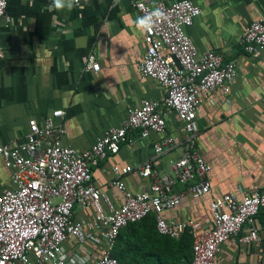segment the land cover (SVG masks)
I'll return each mask as SVG.
<instances>
[{"label":"crops","instance_id":"crops-1","mask_svg":"<svg viewBox=\"0 0 264 264\" xmlns=\"http://www.w3.org/2000/svg\"><path fill=\"white\" fill-rule=\"evenodd\" d=\"M172 3L179 0H161ZM202 10L187 28L199 51L212 50L237 63V76L228 94L222 90L203 99L197 114L200 133L197 146L211 167L212 193L202 198L185 197L164 217L168 223L193 219L212 225L213 198L232 194L239 198L264 190V53L250 55L239 45L245 26L264 16V0H193ZM51 0H9L10 22L0 19V143L22 144L29 121L43 125L55 110L66 115L57 123L66 133L60 142L84 151L113 127H119L127 111L141 100L163 102L166 90L155 79L144 78L139 63L146 52L144 33L133 0H79L71 11L48 10ZM95 55L98 72L86 70ZM166 114L164 134L141 137L135 131L116 155L93 170L94 184L116 207L123 203L119 191L109 186L114 166L136 167L154 158V143L166 136L180 141L183 123ZM181 148L161 156L158 170L168 171L181 156ZM132 192L150 189L151 181L137 171L125 177ZM12 187L11 171L0 159V193ZM186 186L177 185L180 192ZM93 208L75 209V219L92 220ZM261 241L242 244L226 241L215 264H264V213L256 221ZM245 227L242 235L248 234ZM241 235V236H242ZM64 248L69 258L78 252L71 238ZM105 250L100 235L85 246L84 264H96ZM79 264H83L79 262Z\"/></svg>","mask_w":264,"mask_h":264},{"label":"built area","instance_id":"built-area-1","mask_svg":"<svg viewBox=\"0 0 264 264\" xmlns=\"http://www.w3.org/2000/svg\"><path fill=\"white\" fill-rule=\"evenodd\" d=\"M141 3L144 8L138 7ZM8 6L9 0H0V19L7 23ZM157 6L165 18L153 31L143 32L146 52L139 71L142 77L155 79L164 87L163 102L141 100L127 111L119 127L108 129L88 150L80 151L60 142L66 133L64 126L57 123L66 115L63 110L53 111L43 125L30 120L24 143H0V159L11 171L12 184L0 193V264H84L85 246L97 242L98 235L105 250L96 264H120L113 251L121 230L149 215H154L161 235L178 239L187 230L190 232L194 257L189 264H215L222 245L233 238L242 244L261 241L256 221L264 212V190L242 199L232 194L213 198L210 227L195 219L168 223L164 217L185 197L199 199L212 193L211 167L197 146V114L205 97L217 90L230 92L237 63L226 61L212 50L199 51L187 34V28L202 14L193 0H133L139 17ZM239 45L250 55L264 53V16L245 26ZM2 58L4 50L0 46ZM86 70H100L95 55L88 58ZM162 107L183 123L185 136L180 141L171 136L156 141L154 158L136 167L112 168L109 186L123 197L122 205L116 207L94 184L93 170L109 155L118 154L131 133L137 131L143 138L164 134L166 114ZM176 148H181V156L168 171H159V158ZM133 171L151 181L149 190L128 189L124 179ZM177 185L186 188L176 192ZM77 206L83 210L93 208L92 220L75 219ZM245 227L249 228L248 234L242 235ZM71 238L78 242L79 250L69 258L64 244Z\"/></svg>","mask_w":264,"mask_h":264},{"label":"trees","instance_id":"trees-1","mask_svg":"<svg viewBox=\"0 0 264 264\" xmlns=\"http://www.w3.org/2000/svg\"><path fill=\"white\" fill-rule=\"evenodd\" d=\"M113 256L120 264H189L193 237L188 230L178 239L161 235L154 215H149L121 230Z\"/></svg>","mask_w":264,"mask_h":264},{"label":"clouds","instance_id":"clouds-1","mask_svg":"<svg viewBox=\"0 0 264 264\" xmlns=\"http://www.w3.org/2000/svg\"><path fill=\"white\" fill-rule=\"evenodd\" d=\"M79 4V0H51V3L46 5L48 10L53 8L56 10H68L71 11L73 7ZM140 8H144V5L141 3L138 5ZM165 18V13L157 6L154 7L151 11L146 12L142 17H137L135 20V25L138 30L143 32H151L158 22Z\"/></svg>","mask_w":264,"mask_h":264}]
</instances>
